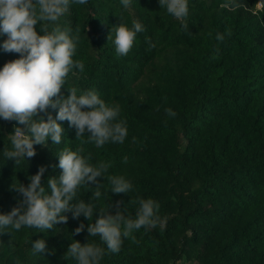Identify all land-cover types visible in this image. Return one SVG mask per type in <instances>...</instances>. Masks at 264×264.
<instances>
[{"label": "trees", "instance_id": "16d2710c", "mask_svg": "<svg viewBox=\"0 0 264 264\" xmlns=\"http://www.w3.org/2000/svg\"><path fill=\"white\" fill-rule=\"evenodd\" d=\"M187 5L188 30L159 0H131L127 7L121 0L84 5L70 0L68 10L50 23L49 31L58 25L77 37L73 60L85 65L83 73L70 69L60 95L67 98L72 88L78 96L95 90L107 105L119 106L117 121L125 122L127 136L123 143L98 148L86 142L87 133L75 139V128L57 121L61 143L49 138L44 146L34 145V157L15 163L3 151L11 150L14 125L24 126L0 118V213L18 205L22 196L12 189L18 182L27 186L40 166L45 167L41 185L50 191L48 178L60 175L57 155L65 147L83 149L79 154L93 166L109 163L105 177L124 176L133 189L112 193L107 179L97 177L101 197L91 200L96 184L79 187L73 203H93L91 221L67 212L66 223L43 232L5 229L0 264H78L65 255L73 241L104 248L100 264H264V3L187 0ZM133 21L144 31L129 53L118 57L107 36L118 23L131 28ZM35 30L42 34L39 22ZM217 33L224 35L222 42ZM6 39L0 33V45ZM18 58L0 47V66ZM169 108L174 117L166 113ZM56 111L49 107L37 118L46 120L49 113L55 118ZM137 197L159 204L154 228L135 231V241L123 239L117 253L108 252L99 236H88V224L107 205L115 214L119 202L134 219ZM81 223L85 228L77 234ZM37 239L47 250L34 255Z\"/></svg>", "mask_w": 264, "mask_h": 264}, {"label": "clouds", "instance_id": "9594fccd", "mask_svg": "<svg viewBox=\"0 0 264 264\" xmlns=\"http://www.w3.org/2000/svg\"><path fill=\"white\" fill-rule=\"evenodd\" d=\"M71 2L84 5L88 0ZM121 3L127 7L131 0H121ZM69 4L70 0H0V33L7 35L0 47L5 52L19 54L18 59L6 62L0 68V118L24 126L21 128L14 125L8 135L11 150L6 147L3 151V156L15 163L25 157H34V145L44 146L49 138L52 144H60L63 128L57 121L67 120L69 126L75 128V139L87 133L86 142H92L98 148L108 142L123 143L127 136L125 122L117 121L119 106L107 105L95 90H87L78 96L77 89L72 88L68 89L70 94L67 98L60 95L70 69L76 68L83 73L85 68L81 60H73L77 37H70V29L61 30L57 25L49 31L50 23L58 21L68 10ZM159 5L180 20L182 27L188 30V25L183 23L188 14L187 0H159ZM38 22L42 34L35 30ZM143 31L144 27L138 21H133L131 28L118 23L111 28L107 41H112L118 57L126 56L133 47L137 33ZM216 40L222 42L224 35L217 33ZM146 42L149 47L153 46L148 38ZM49 107L57 110L55 118L50 113L46 120L37 118ZM165 111L169 116L176 115L170 108ZM82 151H72L65 147L59 152L57 166L62 171L58 177L48 178V192L41 185L44 166H40L35 175L28 177L30 182L27 186L18 182L12 190L20 193L22 199L10 212L0 213V232L8 228L19 231L22 227L36 228L42 232L50 230L57 223L67 222L68 217L63 215L67 212H71L73 218L83 215L91 221L96 206L83 200L76 203L73 201L77 198L79 187L87 186L89 182L96 184L91 200H98L102 184L97 181V177L107 179L112 193L128 194L132 191L131 181L124 176L105 177L109 163L100 162L93 166L79 154ZM133 203L139 205L134 219L119 209V202L115 214L107 211L109 205L100 208L95 223L87 226L88 236H99L108 252L117 253L123 239L131 238L135 241V231L142 227L154 228L159 204L152 199L140 197ZM84 228L85 225L81 223L75 233L79 234ZM31 249L34 255L41 254L47 250L46 243L43 239H37L32 242ZM65 255L75 258L78 264H100L105 249L94 242L81 244L73 241Z\"/></svg>", "mask_w": 264, "mask_h": 264}, {"label": "rangeland", "instance_id": "374dc122", "mask_svg": "<svg viewBox=\"0 0 264 264\" xmlns=\"http://www.w3.org/2000/svg\"><path fill=\"white\" fill-rule=\"evenodd\" d=\"M6 37H7V35L6 34H4ZM3 66H0V68H2ZM178 264H192V263H189V262H179Z\"/></svg>", "mask_w": 264, "mask_h": 264}, {"label": "water", "instance_id": "95a60500", "mask_svg": "<svg viewBox=\"0 0 264 264\" xmlns=\"http://www.w3.org/2000/svg\"><path fill=\"white\" fill-rule=\"evenodd\" d=\"M264 0H260V6H263Z\"/></svg>", "mask_w": 264, "mask_h": 264}]
</instances>
